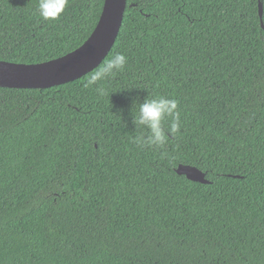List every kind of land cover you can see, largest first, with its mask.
I'll return each instance as SVG.
<instances>
[{
  "label": "trees",
  "instance_id": "1",
  "mask_svg": "<svg viewBox=\"0 0 264 264\" xmlns=\"http://www.w3.org/2000/svg\"><path fill=\"white\" fill-rule=\"evenodd\" d=\"M104 1L45 21L39 0H0V59L76 49ZM117 52L124 70L85 87ZM157 95L180 131L140 149L133 116ZM0 264H264V0H127L95 69L0 87Z\"/></svg>",
  "mask_w": 264,
  "mask_h": 264
},
{
  "label": "water",
  "instance_id": "2",
  "mask_svg": "<svg viewBox=\"0 0 264 264\" xmlns=\"http://www.w3.org/2000/svg\"><path fill=\"white\" fill-rule=\"evenodd\" d=\"M127 0H105L96 27L76 49L53 59L23 63L0 59V87L47 88L80 78L95 69L108 55L120 31ZM262 17V6L259 4ZM263 26V24H262ZM176 172L188 179L209 183L196 166L179 164Z\"/></svg>",
  "mask_w": 264,
  "mask_h": 264
},
{
  "label": "clouds",
  "instance_id": "3",
  "mask_svg": "<svg viewBox=\"0 0 264 264\" xmlns=\"http://www.w3.org/2000/svg\"><path fill=\"white\" fill-rule=\"evenodd\" d=\"M67 4L68 0H39V15L45 21L57 20ZM126 64L127 57L122 52L114 53L102 68L90 76L85 87L124 70ZM178 103L177 99L166 95H157L138 103V112L133 116V124L135 128L144 130L133 139L138 148H162L170 137L180 131Z\"/></svg>",
  "mask_w": 264,
  "mask_h": 264
}]
</instances>
